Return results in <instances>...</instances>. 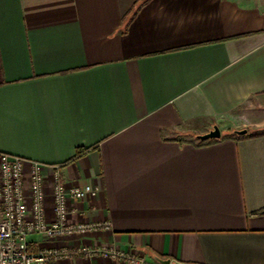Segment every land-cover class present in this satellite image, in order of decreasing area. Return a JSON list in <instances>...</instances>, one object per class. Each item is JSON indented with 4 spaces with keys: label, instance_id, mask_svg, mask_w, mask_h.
Masks as SVG:
<instances>
[{
    "label": "crops",
    "instance_id": "1",
    "mask_svg": "<svg viewBox=\"0 0 264 264\" xmlns=\"http://www.w3.org/2000/svg\"><path fill=\"white\" fill-rule=\"evenodd\" d=\"M0 152L99 190L49 264H264V0H0Z\"/></svg>",
    "mask_w": 264,
    "mask_h": 264
},
{
    "label": "built area",
    "instance_id": "2",
    "mask_svg": "<svg viewBox=\"0 0 264 264\" xmlns=\"http://www.w3.org/2000/svg\"><path fill=\"white\" fill-rule=\"evenodd\" d=\"M47 175L42 164L0 152V264H49L78 257L122 256L117 248L96 249L86 235L110 227L108 221L92 223L73 219L76 209L69 201L96 197L99 190L90 183L70 184L61 170L52 172L51 216L48 215ZM39 237L40 243L32 239ZM76 237L77 246L48 244Z\"/></svg>",
    "mask_w": 264,
    "mask_h": 264
},
{
    "label": "water",
    "instance_id": "3",
    "mask_svg": "<svg viewBox=\"0 0 264 264\" xmlns=\"http://www.w3.org/2000/svg\"><path fill=\"white\" fill-rule=\"evenodd\" d=\"M220 132H221L220 128L217 125H215L210 131L199 135V139H201V140L217 139V138L221 137ZM236 132H238L240 134H244L247 132V130L241 129V130H238ZM160 261H161V264H169L170 263V260H168V259H166V260L162 259Z\"/></svg>",
    "mask_w": 264,
    "mask_h": 264
},
{
    "label": "trees",
    "instance_id": "4",
    "mask_svg": "<svg viewBox=\"0 0 264 264\" xmlns=\"http://www.w3.org/2000/svg\"><path fill=\"white\" fill-rule=\"evenodd\" d=\"M255 214H264V209L257 211Z\"/></svg>",
    "mask_w": 264,
    "mask_h": 264
},
{
    "label": "rangeland",
    "instance_id": "5",
    "mask_svg": "<svg viewBox=\"0 0 264 264\" xmlns=\"http://www.w3.org/2000/svg\"><path fill=\"white\" fill-rule=\"evenodd\" d=\"M60 244H63V242H60Z\"/></svg>",
    "mask_w": 264,
    "mask_h": 264
}]
</instances>
